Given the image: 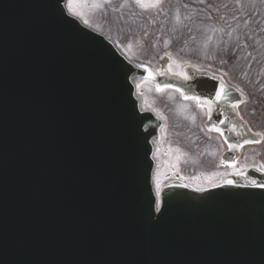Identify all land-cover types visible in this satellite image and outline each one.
Returning a JSON list of instances; mask_svg holds the SVG:
<instances>
[{
    "label": "water",
    "instance_id": "95a60500",
    "mask_svg": "<svg viewBox=\"0 0 264 264\" xmlns=\"http://www.w3.org/2000/svg\"><path fill=\"white\" fill-rule=\"evenodd\" d=\"M145 68L64 0H0V264H264L262 170L168 183L155 210L159 122L133 85ZM188 74L158 83L230 103L213 76Z\"/></svg>",
    "mask_w": 264,
    "mask_h": 264
},
{
    "label": "rangeland",
    "instance_id": "374dc122",
    "mask_svg": "<svg viewBox=\"0 0 264 264\" xmlns=\"http://www.w3.org/2000/svg\"><path fill=\"white\" fill-rule=\"evenodd\" d=\"M66 4L84 24L113 37L128 58L154 67L165 54V71L180 72L187 65L243 68L246 64L239 59H228L234 48L251 53L248 67L253 59L264 64V0H67ZM123 11L127 16L121 17ZM147 84L139 82L137 92L144 89L148 102L161 105L160 96L149 92Z\"/></svg>",
    "mask_w": 264,
    "mask_h": 264
},
{
    "label": "flooded vegetation",
    "instance_id": "af4514ba",
    "mask_svg": "<svg viewBox=\"0 0 264 264\" xmlns=\"http://www.w3.org/2000/svg\"><path fill=\"white\" fill-rule=\"evenodd\" d=\"M209 70L233 92L222 94L221 99L233 100L228 105L231 112H235L242 127L244 125L250 132L254 139L252 141L258 140L259 143H244L238 149L232 148L224 141L219 130L204 127V122L210 117L206 106L201 103L198 106L194 100L184 99L178 88H159L148 82L149 92L158 93L159 100H162L161 105H152L141 88L144 103L163 121L160 143L154 153L153 185L156 190L167 180H181L195 187H203L216 184L225 175L251 166L264 169V70L247 67H212ZM170 72L184 76L186 71ZM221 110L220 118L224 119L226 111ZM235 132L238 133L237 128ZM257 147L259 150L255 151Z\"/></svg>",
    "mask_w": 264,
    "mask_h": 264
},
{
    "label": "snow or ice",
    "instance_id": "6c2138e0",
    "mask_svg": "<svg viewBox=\"0 0 264 264\" xmlns=\"http://www.w3.org/2000/svg\"><path fill=\"white\" fill-rule=\"evenodd\" d=\"M139 6L140 7H144V5L142 3H140ZM153 6H155V5H153ZM73 14L75 15V13H73ZM165 43L167 44V42H165ZM222 62H228L227 61V58H222ZM157 91H160V89L157 88ZM222 91H223V89H221L220 92H217L216 93V96H217L218 99L222 97ZM182 95H184V94L182 93ZM184 99H186V100H189V99L194 100L197 103V105L200 106V97H198V96H196V97H189L187 95H184ZM253 135H259V134L258 133H253ZM246 143H257L258 144L259 141L258 140H256V141H246ZM228 183H231V182L229 181ZM262 187H264V185H262Z\"/></svg>",
    "mask_w": 264,
    "mask_h": 264
}]
</instances>
